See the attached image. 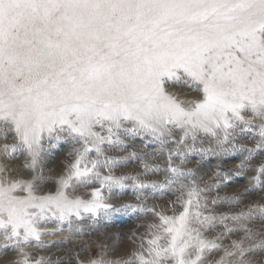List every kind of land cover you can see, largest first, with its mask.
I'll list each match as a JSON object with an SVG mask.
<instances>
[{
  "label": "snow or ice",
  "instance_id": "snow-or-ice-1",
  "mask_svg": "<svg viewBox=\"0 0 264 264\" xmlns=\"http://www.w3.org/2000/svg\"><path fill=\"white\" fill-rule=\"evenodd\" d=\"M179 69L191 78L189 87L203 86V99L191 111L164 92L163 77L188 83L176 75ZM248 111L252 117L246 119L241 113ZM0 119L13 122L21 146L31 155L25 167L36 173L28 181L0 182V235L5 241L0 247L16 250L15 264H65L62 257L36 258L26 250L33 239L47 246L28 209H54L60 221L67 220L70 233H79L71 227L72 216L107 214L114 206L104 202L100 189H93L87 200L69 199L58 190L34 202L32 193L45 179L37 171L41 157L35 148L41 133L67 126L69 135L85 138L99 155L105 137L91 127L104 121L119 128L121 120L134 119L161 136L169 124L203 128L214 136V129L222 128V142L244 125L241 132L255 126L262 138L248 151L264 149V0H0ZM256 119L262 123L253 125ZM8 147L5 155L12 154ZM91 150L78 152L70 174L61 178L62 187L73 179L87 186L91 177H100L98 161L87 159ZM6 172V165H0V175ZM256 172L252 179L264 184V165ZM125 179L107 175L101 187L123 188ZM21 185L28 193L22 198L13 194ZM202 191L187 192L179 215L154 213L159 223L147 224L139 236L133 233L135 247L127 258L108 259L101 245L95 258L85 261L76 254L75 264H256L253 254L264 251V205L199 220L201 213L192 209L194 201L199 208ZM193 218L208 228L222 224L223 230L209 240L192 226ZM234 233L239 235L231 239ZM226 238L230 242L225 244ZM212 253H219L218 258L209 259Z\"/></svg>",
  "mask_w": 264,
  "mask_h": 264
},
{
  "label": "rangeland",
  "instance_id": "rangeland-1",
  "mask_svg": "<svg viewBox=\"0 0 264 264\" xmlns=\"http://www.w3.org/2000/svg\"><path fill=\"white\" fill-rule=\"evenodd\" d=\"M104 125L102 130L96 129L94 124L91 127L93 133L105 137L104 143L100 144L99 155L92 143H85V138L79 137L78 134L69 135L67 126L64 130H56L59 128L56 126L47 137L44 131L41 133L39 143L35 145L41 157L37 171L45 179L38 182L32 193L37 198L34 202H39L42 197L56 195L58 190L64 192L69 199L79 197L87 200L91 198L93 189H100L104 202L114 206L107 214L94 215V221L90 224L72 216L71 227L79 228L81 230L79 233H70L69 223L67 220L60 221L59 213L53 214L54 209H45L43 212L39 208L28 209L29 212L35 213L34 217L40 218L37 220L33 217L35 227L41 230V237L49 232L66 234L67 241L62 242L68 246L64 257L65 264L70 257L72 264H75L76 254L85 261L97 257L101 245L106 246L108 252L106 258L113 260L119 257L127 258L135 247L133 240L136 237L133 233L139 236L145 231L147 224L159 223V218L154 214L156 212H163L170 217L179 215L183 210V200L187 199L186 194L192 188L203 189L200 193L199 208L195 207L194 201L192 210L199 211L205 217L218 219L221 214L231 216L241 210L247 211L250 207L256 211L257 206L264 205V184H258L252 179L257 175L256 169L264 165V149L255 153L248 151L255 149L257 143L262 140L260 134L256 138L242 137L237 143H233L232 139L222 142L224 133L220 128L214 129L218 135L206 132L205 139L198 141V135L194 130L189 129L178 134L166 126L164 135L161 136L140 126L134 119L121 120L119 128L110 121H104ZM129 129L132 131H128ZM87 139L95 141L96 137L88 136ZM5 145L9 146L7 151L12 153L11 155L4 154ZM14 145L15 151L12 147ZM84 147L92 149L87 159L98 161L95 171L100 173V177H91L93 183L87 186H81L73 179L69 181L68 187H62L61 178L70 174L69 166ZM192 152L195 156L190 158L191 161L199 162L210 156L215 159L214 172L208 175L198 174L194 164L186 160ZM246 157L250 158L245 160ZM30 162L31 155L26 147L21 146L13 122L9 120L5 123L0 119V165H6L7 168L6 174L0 175V182L7 184L17 180L22 182L31 180L36 173L30 167H25ZM88 166L91 167V164ZM107 175L128 179L121 182L123 188L113 185L109 191L107 186L101 187V180ZM170 180L174 182L169 183ZM261 180L264 181V176ZM22 188L23 185L13 194L21 198L27 196L28 193ZM239 189H243V192L236 194ZM233 194H236L234 200ZM178 197L182 199L178 201ZM123 205L133 207H122ZM2 218L6 219V214ZM226 223L231 225L233 222L229 220ZM255 223L258 224V218ZM192 226L200 227L209 240L223 230L222 224L208 228L193 220ZM2 232L3 229H0V233ZM238 235L239 233L232 234L231 239ZM40 240L47 246L40 247L33 239L26 246V250L36 258L47 256L53 261L57 260L59 256H53L48 251L49 246L57 243L48 244L43 238ZM229 242L227 238L223 241L225 244ZM4 243L3 236L0 235V245ZM218 255L219 253H212L208 258H218ZM16 259L15 249L0 247V264H15ZM253 259L256 264H264V251L254 253Z\"/></svg>",
  "mask_w": 264,
  "mask_h": 264
},
{
  "label": "bare ground",
  "instance_id": "bare-ground-1",
  "mask_svg": "<svg viewBox=\"0 0 264 264\" xmlns=\"http://www.w3.org/2000/svg\"><path fill=\"white\" fill-rule=\"evenodd\" d=\"M176 75L179 76L182 81H188V83H183V82L182 83H174L173 81L169 80L167 77H163L162 82H163L164 92L166 95L173 97L177 101V103H179L181 105V107L185 109V111H191L192 107H194V104L203 99V92H202L203 86L200 84H195L193 87H189L188 84L193 83V82H192L191 78L188 77L183 72V69L177 70ZM241 114L244 115L246 119H249L252 117V113L250 111L242 112ZM260 123H262V121H260L258 119L253 120V125H259ZM94 127L98 130H102V129H104L105 125H104V122H102V126H101V124H94ZM167 127L171 131L177 132L178 134H180L182 131H185V130H189V129L194 130L195 133L198 135V141L204 140L205 137L207 136L206 131H204L203 128L192 129L191 125L169 124V125H167ZM240 127H245V126L240 125L239 127H237L235 132H233V136L231 138L233 143L239 142V140L242 137L256 138L259 136V128L258 127L253 126L250 128V130H248L246 132H241ZM59 129H61V128L59 127L56 130H59ZM229 131H231V130H229ZM44 133H45V137H47L49 131L46 130V132H44ZM65 150L68 151V149H65ZM193 156H195V153L192 152L189 156V159L187 158L186 160L189 162H192L194 164L195 169H196L198 174L208 175V174H212L214 172L215 167H216L215 159H212V157L210 156L208 158H205L204 160L200 159L201 161L196 162L193 160L191 161L190 158H192ZM242 190L243 189L237 190L236 194L242 193L243 192ZM236 194L235 195L233 194V197H232L233 200H234ZM74 217L76 219H79V220L81 219V220L85 221L86 224H90L94 221V215L92 213H83L82 212L80 218H77L76 216H74ZM204 217L205 216L201 215L199 220H203ZM34 219L39 220L40 218L34 217ZM42 219H43V217H42ZM199 220L193 218V221L200 225ZM259 223H260V221L258 218V224ZM203 226H207V225H203ZM118 228H120V227H118ZM119 230H122V228H120ZM65 237H67V236L63 232H49L47 234H44L40 238H43L45 240V242H47V243L49 241H52L53 243L56 242L57 244L49 246L48 251L53 256H59V258H61V257L64 258L67 251H68L67 250L68 246H66L62 242H58V241H64Z\"/></svg>",
  "mask_w": 264,
  "mask_h": 264
}]
</instances>
